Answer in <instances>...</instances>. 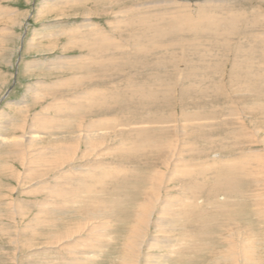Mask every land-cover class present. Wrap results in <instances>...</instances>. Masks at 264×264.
Here are the masks:
<instances>
[{
  "label": "rangeland",
  "instance_id": "1",
  "mask_svg": "<svg viewBox=\"0 0 264 264\" xmlns=\"http://www.w3.org/2000/svg\"><path fill=\"white\" fill-rule=\"evenodd\" d=\"M122 1L112 8L109 6L112 1L108 4L106 0L103 2L108 5L98 4V7L96 0H0V136L12 138L10 146H2L0 140V264H67L70 259L87 256L93 264H120L124 251L121 249L127 241L124 239L130 231L129 222L135 216L130 204L136 210L137 201H143L142 196H138L141 195L139 181L145 183L148 171H151L150 176H155V171L158 174L163 171L166 177L172 172L164 189L166 194L179 198L184 191L180 187L192 184L187 182V177L183 178L191 171L192 162L197 157L199 161L208 160L205 161L208 164L211 161L210 171L204 173L208 176L223 168L222 154L225 158L244 161L245 168L240 165L237 171L245 180L230 178L229 184L221 177L214 191L216 180L211 176L206 183H194L193 191L202 188L192 202L196 206V222L200 221L203 229L193 227L192 235L196 237L192 236V242L183 241L181 262L179 259L178 263L175 259L162 260L166 264H174V261L175 264H223L219 256L223 238L229 237L228 231L239 230L245 237L252 226L261 229L258 237L264 241V217L259 214L260 205L264 204V183H260V175L254 171L258 161L264 164V58L261 56L264 46H258L260 49L253 46L250 51L254 55L247 52L252 46H241L245 45L244 41L253 45L250 39L253 35L264 36V0H224L225 3L211 5L205 4L208 0H173L174 4L172 0ZM196 6H204L207 13L216 7L220 11L233 9L247 14L236 21L238 27L234 29L228 26L233 17L221 20L224 30L216 31L209 23L197 21ZM124 9L126 12L119 13ZM136 11L140 12V17L148 16V12L164 18L155 23L145 22L143 25L149 29V34H143V25L133 20L134 16L138 17ZM251 14L255 16L253 19ZM98 30L106 39H112L98 41ZM98 44H102L104 50ZM135 44L145 49L136 52L132 50ZM235 62L238 66L233 68ZM130 76L140 84L141 96L130 91H134L137 84L128 89ZM85 90L96 93L77 99L76 94ZM127 94L139 103L131 112L142 110L134 114L137 116L135 124L127 127L129 135L123 134L126 127L121 126L126 123L122 109L126 113L129 107L120 109L117 105ZM181 102L190 110L187 114L202 115L198 122L201 130L196 131L204 139L196 147L199 154L192 151L190 140L195 142L194 134L184 144L180 139L175 140L176 125L182 119ZM68 107L73 110H65ZM108 116L114 119V126L110 125L111 129L95 141L94 149L85 147L79 140L74 152L60 153L62 143L77 135L74 130L83 126L85 129L93 118L107 120ZM10 123L14 125L11 130ZM188 129L195 131L193 127ZM132 131L136 132L133 136ZM29 132L37 134L36 141L26 145ZM19 140L23 141L22 147H13ZM162 141L169 142L168 148L178 146L177 156L171 159L173 165L163 163L168 160L169 152L162 153L159 148ZM225 144L234 146L225 149L222 147ZM215 160H219V164ZM134 168L140 175V180H134L139 183L136 185L139 194L128 188L129 175L134 173ZM252 170L253 182L246 178ZM56 176L61 181H54ZM151 178L155 182V177ZM233 186H237L240 193ZM233 188L235 190H229ZM80 189L85 194L79 192V195ZM45 199L50 204L53 201L52 211L44 209L46 213L36 204ZM127 199L135 202L127 203ZM254 203L258 213L243 217L247 213L244 210L247 207L251 210ZM227 205L245 209L233 211L226 209ZM41 209L44 215L40 214ZM226 212L231 214L225 215L227 219L223 216ZM158 218L155 215L153 219ZM164 218L166 221L174 217L168 214ZM159 228L162 231L156 233L151 225L149 237L188 235L169 231L161 224ZM203 234L210 240H200L198 237ZM263 244L261 242L253 252L259 264H264ZM99 245H104L101 256L92 253ZM198 250L201 253L198 254ZM167 252L168 248L151 250L155 254ZM251 260L244 264H252Z\"/></svg>",
  "mask_w": 264,
  "mask_h": 264
},
{
  "label": "bare ground",
  "instance_id": "2",
  "mask_svg": "<svg viewBox=\"0 0 264 264\" xmlns=\"http://www.w3.org/2000/svg\"><path fill=\"white\" fill-rule=\"evenodd\" d=\"M94 1V0H93ZM104 0H96V3L95 4H97L96 5V7H98L99 5L98 4H107V3H105V2H103ZM106 1H108V4H109V2H111L112 1V3L109 5L110 7H112L113 8V6L114 7H116V5H119L121 2L123 3L124 1H122V0H106ZM231 1V0H230ZM92 2V1H91ZM173 4L174 3H176V2H174L173 0L171 1ZM224 2V0H216V1H214V0H212V1H210V0H208L205 4H219V3H223ZM225 3V2H224ZM228 3V2H227ZM107 4V5H108ZM181 4V3H180ZM185 6H187V5H185ZM223 6V5H222ZM228 6V5H227ZM153 7V6H152ZM155 7V6H154ZM119 8V7H118ZM156 9V8H155ZM128 10V9H127ZM196 11H197V14L196 15H198L199 16V18H197V21H199V22H206V24H210L211 26H212V28L213 29H215L216 31H223L224 29L222 28V26H221V20H226L227 18H229V17H233L234 19H232V21H230V24L228 25L229 27H233V29L235 28V27H238L237 25H236V21L237 20H240L241 19V16L243 15H246L245 13H243V14H239L238 13V11H235V10H229V11H227V12H225V11H220L218 8H216V7H214V8H210L209 10H210V12L209 13H207L206 11H208V9H205V7L204 6H196V9H195ZM124 12H126V10L124 9V10H122V11H119V13H124ZM132 12V10H130V13ZM136 12H138V14H136V15H138V17H139V19H137L138 17H135L134 16V23H136L137 25L139 24V25H143L145 22H152V23H155V22H158L159 20H162L164 17H157V14H155L154 16H151V15H149V13L147 12V14H148V16H142V17H140V15H139V11H136ZM221 12V13H220ZM129 13V14H130ZM172 13V12H171ZM145 14V13H144ZM169 14V13H168ZM254 14H251L250 15V18L251 19H253L254 17ZM175 17V16H174ZM173 17V18H174ZM179 17V16H178ZM216 17H218V18H220V21L216 18ZM127 18H129V16H127ZM167 18V17H166ZM171 18V17H170ZM182 18H184L185 20H187L186 19V17L185 16H182ZM238 18V19H237ZM223 21V22H224ZM128 22V21H127ZM249 22H253V21H249ZM237 23H238V21H237ZM254 23V22H253ZM124 24H125V21H124ZM149 25V24H148ZM196 25V24H195ZM251 25V24H250ZM150 26V25H149ZM252 26V25H251ZM196 27H198L197 25H196ZM248 27H250V26H248ZM247 28V27H246ZM4 30H6V28H4ZM245 30H248V29H245ZM253 30V29H252ZM142 33L143 34H149V29H147L146 28V26H142ZM98 33H97V40L98 41H102V42H106V41H108V39H112V37H108V39H106L105 38V34H103V33H101V30H98L97 31ZM151 33H153V31H151ZM102 36H104V37H102ZM146 36V35H145ZM229 37H233V36H229ZM150 38V37H149ZM217 38H220L219 36H217L216 37V40H218ZM234 38V37H233ZM92 39H94V36H93V38ZM250 39H252V41H253V45H251V44H249V42H247V44H246V41H244L245 42V45H241V46H244V47H249V46H252V47H250V49H248V51L247 52H250L251 54H253L254 55V53H253V51H250L251 50V48H253V46L255 47V45H256V47H258V46H264V36H252V37H250ZM145 40H148V39H144L143 41H145ZM231 40V39H230ZM92 41V40H91ZM82 43V45H87L85 42H81ZM238 43H241V41L240 42H238ZM98 46L102 49V50H104L103 49V46H102V44H98ZM147 46H148V44H147ZM145 47V46H144ZM255 47V48H256ZM132 50H134V51H136V52H141V51H143L145 48H143L142 47V45H141V47H139V45L138 44H135L134 46H132ZM261 48V47H260ZM259 47L258 48H256V49H260ZM263 49V48H262ZM261 51V50H260ZM213 52V51H212ZM249 54V53H248ZM252 55V56H253ZM261 56H262V58H264V51L261 53ZM254 57V56H253ZM251 59V58H250ZM253 63V62H252ZM263 63V62H262ZM262 63H260L261 64V66H262ZM250 64H251V62H250ZM235 66H238L237 65V63L235 62V64H233V68H235ZM264 66V65H263ZM236 77H237V75H235ZM129 77V76H128ZM131 77V76H130ZM262 77V76H261ZM235 78V77H234ZM240 79H241V77H239ZM135 81V79H132V77H131V79L129 78V80H128V89L130 88V86L131 85H133L134 83L135 84H137L135 87H134V91H132L131 89H130V91L132 92V93H137L138 95H140L141 96V93H142V91H141V87L139 86L140 84H138V83H136V82H134ZM204 81V80H203ZM234 82V81H233ZM239 82H241V81H239ZM236 84V83H235ZM220 85V84H219ZM129 91V92H130ZM157 91H159V90H157ZM235 92V91H234ZM96 92L95 91H91V90H85V91H83V92H78L77 94H76V96H77V99L78 98H83V97H85V96H87V95H90V94H95ZM162 93V92H161ZM203 93L204 92H202L201 93V95L200 96H203ZM236 93V92H235ZM243 93V92H242ZM137 96V95H136ZM144 96V95H143ZM205 96V95H204ZM180 97H181V94H180ZM121 98L123 99V97L121 96ZM126 98V99H125ZM124 98V100H123V102H122V100H121V104H123L122 106H121V104L119 103V101H118V103H117V105H120V109L121 108H127V107H129V110L126 112V113H124L123 111H125V110H123L122 109V114L124 115V116H126V123H124V124H121V126L123 127V128H125V131L123 132V134L125 133V134H128L129 135V133H130V131H127L126 132V129H128V130H130V128H127V127H131L133 124H135L134 122H135V120L137 119V116L136 115H134L135 113L136 114H138V112L140 111V109H138L137 111H135V112H131V110L133 111L135 108H138L139 107V103L138 102H134V100H133V98H131L130 97V95L129 94H127L126 95V97ZM138 98V97H137ZM203 98V97H202ZM102 99H106V98H102ZM239 99V98H238ZM117 100V99H116ZM115 100V101H116ZM139 100V99H138ZM203 100V99H202ZM181 104H182V109L180 110V113H181V115H180V118H182V119H178L179 120V123L176 125V132H177V135H176V139L175 140H178V139H180V141H183V144L187 141V139H188V141L190 140V138H192V136H193V134H194V136H195V138H196V140H195V142L193 141V140H190L191 142H192V151H194V152H196V153H198L199 154V150H197L196 149V147H197V145H199V142H203L204 141V139H203V137H201V135H200V133H198V132H196L197 131V129H200L199 127H198V122H200L201 121V116L202 115H200L199 116V114H192V112H190L191 114H187L186 112H188V111H190L188 108H187V105H185V104H183V102H181ZM128 105V106H127ZM241 105H243V104H241ZM127 106V107H126ZM143 107H145V106H143ZM257 107V106H256ZM116 108V107H115ZM68 109H71V110H73V107H68L67 109H65V110H68ZM144 109V108H143ZM75 110V109H74ZM113 110H114V108H113ZM117 110H119V109H117ZM186 110V111H185ZM256 110V109H255ZM116 111V110H115ZM120 111V110H119ZM142 111V110H141ZM140 111V112H141ZM229 111V110H228ZM117 112V111H116ZM130 113H132V114H130ZM143 113V112H142ZM147 113H148V110H147ZM179 113V114H180ZM115 114V113H114ZM233 114V113H232ZM229 116L231 115L230 113L228 114ZM5 116V115H4ZM114 116V115H113ZM117 116V115H116ZM226 116V115H225ZM100 117V116H99ZM109 118L107 119V120H105V119H95V118H93L90 122H89V125H88V127H86L85 129H83L84 128V126H83V128H79V129H76V130H74V132H77L76 134V136H74V137H72V138H74V139H72V138H70V139H68V140H71L70 142L67 140V141H65L64 143H62V145H61V150H60V153L62 154V153H64L63 155H67V154H69V151H75V148L77 149V144H78V141L80 140L81 142H84V144L83 145H85V147H87V148H92V149H94L95 147H94V143H95V141H97V140H99V139H101L102 137H103V133H106L107 132V130H109V129H111L110 128V125H112L113 124V120L114 119H112L111 117L112 116H108ZM160 117H162V116H160ZM231 117V116H230ZM97 118V117H96ZM105 118V117H104ZM155 118H157V117H155ZM167 119V118H166ZM42 120H45L44 118H42ZM99 120V121H98ZM105 120V121H104ZM148 120V119H147ZM181 120L183 121V122H181ZM11 121V120H10ZM153 121V120H152ZM163 121V120H162ZM8 122H9V120H8ZM150 122V121H149ZM158 122V121H157ZM12 123H13V121H12ZM11 124V123H10ZM10 124H8L9 125V127H10V130L11 129H13L14 128V125H10ZM176 124V123H175ZM7 125V126H8ZM173 125V124H172ZM6 126V127H7ZM81 126V125H80ZM113 126H114V124H113ZM112 126V127H113ZM120 126V127H121ZM191 127H193V129L195 130V131H189V129L188 128H191ZM33 128V127H32ZM3 129H5L4 127H3ZM173 129V128H172ZM174 129V130H175ZM118 130V129H117ZM201 130V129H200ZM254 130V129H253ZM116 131V130H115ZM137 132L138 131H140V130H136ZM241 131V130H240ZM255 131H257V128L255 129ZM136 132H134V131H132V136L135 134ZM175 133V132H174ZM29 134V137L27 138V140L25 141V144L27 145H29V144H32L33 142H35L36 141V136H37V134L34 136L33 135V132H29L28 133ZM239 135H242V133L240 134V133H238ZM3 135V134H2ZM2 135L0 136V140L2 139ZM250 135V134H249ZM119 137H120V135H119ZM237 137V136H236ZM235 137V140H237V138ZM11 139L12 138H9V137H4L3 139H2V143H1V145L2 146H10L11 144L10 143H12V141H11ZM165 139V138H164ZM202 139V140H201ZM238 139H239V137H238ZM10 141V142H9ZM226 141V140H225ZM22 142L23 141H17V142H14V144L15 145H13V147H15L16 145H17V147L19 146L20 148L22 147ZM162 144H161V146H159V148L161 149V151H162V153L164 154V155H166V153L167 152H169L168 154H169V158H168V160L165 162H163L164 164H168V165H170V163H171V165H173L172 164V158H173V156H177V154H178V146H176L175 144L173 145V147L172 148H168V146H169V142L168 143H165L164 141H162L161 142ZM6 144H8V145H6ZM99 144V143H98ZM97 144V145H98ZM173 144V143H172ZM221 146V145H220ZM231 146H234V145H231V144H225V145H222V147H224L225 149H227V148H230ZM94 147V148H93ZM242 147V146H241ZM17 149V148H16ZM24 149V148H23ZM158 149V148H157ZM234 150V149H233ZM236 150V149H235ZM4 151V150H3ZM68 151V152H67ZM180 151H182V149L180 150ZM244 151V150H243ZM253 151V150H252ZM20 152L22 153V149L20 150ZM50 153H54V151L53 152H49V154ZM201 153V152H200ZM259 154H260V152H258ZM258 153L256 154L257 156H258ZM24 154V153H23ZM231 154V153H230ZM233 154V153H232ZM247 154V153H246ZM248 155V154H247ZM246 155V156H247ZM242 156V155H241ZM249 156V155H248ZM264 156V155H263ZM166 157V156H165ZM217 157V156H216ZM226 157V155H224L223 156V154H222V157L220 156V159H222V161H223V163H221L222 164V166H223V168H220V169H218V170H214V172H212L211 173V175L209 174L208 176H205L204 175V173H207L208 174V169H209V171H210V167H212V166H210V163H211V161H210V163L208 164L207 162H205V161H208V160H204V158H202V160H204V161H199V159H200V157L198 158L197 157V159H195L193 162H192V164H191V171L189 170V172L188 173H185V175L183 176V178H185V177H187V179H189V181H187L188 183H192L189 187H186V188H184L183 186H185V185H182L181 187H180V189L181 190H184L183 191V193L179 196V198H177V197H174V196H170V195H168V194H166V192H165V187H164V185L167 183V181H169V175H173V173L171 172V173H169L168 174V176L166 177L165 176V172H161L160 174H158V172H154V175L155 176H150L149 175V172H151V171H148V175H147V177H146V180H145V183H144V181H143V183H142V181L140 180V175H137L136 174V172L137 171H135L136 169L134 168L133 170L134 171H132V172H134V173H132V174H130L129 175V180H131L130 181V184H129V190L130 189H135L136 190V194L138 193L137 191H138V189L139 188H136V185H138V184H136L135 182H134V180L136 181V180H140L139 182H140V184H139V186H140V189H139V192H141V195H138V196H142L141 198L143 199V201L141 202L140 200V202L138 203V201H137V206H134V207H136V210L135 209H133V205L132 204H130L131 206H132V210L131 211H133V215L135 214V216H134V218H133V220L131 221V222H129L131 225H130V231H129V233L128 234H126V239H124V241H126V244L124 245V246H122V247H124V249H121V251L122 250H124L123 251V254L121 255V258H120V264H140V262L141 261H143L144 262V264H166L165 263V261H163V260H167V259H175V261L177 260V259H179V262H181L180 260H183L182 258H183V254H181L180 253V248H181V246H183V241H186V242H192V236H194V237H196V234L195 235H192V233H193V227H196V228H198V229H200V230H202L203 228V224L201 225L200 224V221H198V223L196 222V216L194 215V209H195V205L193 204V199L196 197V195L201 191V189L202 188H200V190L199 189H197L196 191H193V190H195V187L193 186V184L194 183H197V182H204V183H206V179L207 178H210L209 176H211V178H213L214 180H216V182L215 183H213V189H212V191H214V189H217V187H216V183H217V181H220V179L219 178H221V177H225L226 179V181H223L224 183L226 182V183H229V179L231 178V179H234L235 177H237V179L238 180H236V181H241L242 179H243V176H240L241 174V172L240 171H237L238 170V168H239V166L241 165V166H243L242 165V163L244 162V161H242L241 162V160H235V158H225ZM227 157H228V155H227ZM250 157V156H249ZM213 158V157H212ZM163 159V158H162ZM166 159V158H165ZM211 159V158H210ZM219 159V158H218ZM219 159V160H220ZM259 159V158H258ZM258 159H254V160H258ZM219 160H215V162H217L218 163V161ZM245 160H246V158H245ZM221 161V160H220ZM219 161V162H220ZM200 162V163H199ZM212 162H214V160L212 161ZM259 162L260 161H258L257 163H256V167L254 168V171H257V173L260 175V178H261V182L260 183H264V164H259ZM181 162H179L178 164H180ZM219 164V163H218ZM258 164H259V166H258ZM168 165H166V166H168ZM212 165V164H211ZM216 165V164H215ZM153 166V165H152ZM217 166V165H216ZM246 166H247V164H246ZM218 167V166H217ZM244 167V166H243ZM242 167V168H243ZM247 167H249V166H247ZM253 167H254V165H253ZM55 168V167H54ZM245 168V167H244ZM221 169H223V171H222V173H221ZM131 170V169H130ZM138 170V169H137ZM157 170V169H156ZM241 170V169H240ZM170 171H172L171 169H170ZM249 171V170H248ZM128 173H129V171H128ZM127 172H125V174H128ZM131 173V172H130ZM210 173V172H209ZM206 174V175H207ZM249 174H251V175H248L246 178L248 179V180H251L250 179V176H253V170H252V172H249ZM85 175V174H84ZM88 174H86V176H87ZM94 175V177H96L95 175L96 174H93ZM80 176H83L82 174L80 175ZM86 176H84V177H86ZM89 177H93V176H90V175H88ZM99 176V175H98ZM165 176V177H164ZM65 177V176H64ZM151 177H155V182H154V180L152 181V178ZM83 178V177H82ZM81 178V179H82ZM97 178V177H96ZM99 178V177H98ZM97 178V179H98ZM89 180H88V182L90 181V178H88ZM186 179V178H185ZM60 179H59V177H57L56 176V178H55V180L54 181H59ZM78 180V179H77ZM77 180H75V181H77ZM85 180H87V178L85 179ZM92 181L93 180H95V179H91ZM191 180V181H190ZM243 180H245V178L243 179ZM253 180L254 179H252V182H253ZM61 181V180H60ZM73 180H71V182H72ZM82 182H83V180H81ZM98 181H100V178H99V180ZM97 181V182H98ZM255 181V180H254ZM66 182V181H65ZM70 182V181H69ZM68 182V183H69ZM154 182V183H153ZM222 182V181H221ZM62 183V182H61ZM64 183V182H63ZM77 183H79V182H77ZM86 183V182H85ZM84 183V184H85ZM100 183V182H99ZM80 184V183H79ZM83 184V185H84ZM87 184V183H86ZM230 184V183H229ZM237 186L238 185H240L239 183H235ZM252 184V183H251ZM254 184H256V183H254ZM77 184H75V186H76ZM65 186V185H64ZM69 187H70V185H68ZM84 186H88V185H84ZM138 186V187H139ZM192 186V187H191ZM201 186V185H200ZM231 186V185H230ZM237 186H233L236 190H238L237 192L238 193H240V189H238V187ZM53 187V186H52ZM197 187V186H196ZM202 187V186H201ZM220 187H222V186H220ZM227 187H229V186H227ZM44 189L45 188H47V187H43ZM62 188V187H61ZM66 188V187H65ZM72 188V187H71ZM74 188V187H73ZM75 188H77V187H75ZM212 188V187H211ZM229 189V190H235V189ZM48 189H50V188H48ZM104 189V188H103ZM52 190V189H51ZM53 190H54V188H53ZM56 190V189H55ZM67 190V189H66ZM89 190H90V188H89ZM91 190H93L92 188H91ZM95 190H97V189H95ZM113 190H117V189H113ZM131 190V191H132ZM59 191V190H58ZM68 191V190H67ZM67 191H66V193H67ZM87 191V190H86ZM98 191V190H97ZM97 191H95L96 193H94V194H97ZM103 191V190H102ZM118 191V190H117ZM123 191V190H122ZM130 191V192H131ZM79 192H84V190H81L80 189V191H77V193L79 194ZM109 191H107V193H108ZM113 192H115V191H113ZM125 192V191H124ZM195 193V195H194V193ZM72 193H73V191H72ZM74 193H76V192H74ZM123 193V192H122ZM121 193V194H122ZM132 193V192H131ZM228 193V192H227ZM249 193V192H248ZM55 194H57V193H55ZM68 194V193H67ZM82 194V193H81ZM83 194H85V192L83 193ZM103 194V193H102ZM128 194H130V193H128ZM133 194V196L135 195V193H132ZM139 194V193H138ZM215 193H213L212 195H214ZM250 194V193H249ZM251 194H253V193H251ZM256 194V193H255ZM50 195H52V194H50ZM49 195V196H50ZM62 195H64V194H62ZM75 195V194H74ZM80 195V194H79ZM240 195H242V194H240ZM246 195V194H245ZM70 196H71V194H70ZM73 196V195H72ZM107 196H109V195H107ZM130 196V195H129ZM132 196V195H131ZM185 197L187 200H185L184 198H182V197ZM244 196V195H243ZM254 196V195H253ZM253 196H248L250 199H255L256 197H253ZM125 198L127 197V195L126 196H124ZM264 197V196H263ZM70 198V197H69ZM69 198H66V199H69ZM83 198V197H82ZM247 198V197H246ZM65 199V198H64ZM72 199V198H71ZM80 199V198H79ZM128 199H130L129 197H128ZM128 199H127V203H129L128 202ZM134 199H135V197H134ZM133 199V200H134ZM136 199H138V198H136ZM133 200L130 202V203H132L133 202ZM255 200H257V199H255ZM47 201H49L48 199H45V200H42L41 202H38V203H36L37 205H38V207H40V208H43V210L44 209H46L47 210V208H49L50 210H51V208H50V206H52V202L53 201H51V204L50 203H47ZM94 201V200H93ZM124 201H126V200H124ZM193 201V202H192ZM250 201V200H249ZM67 202H69V201H67ZM72 202V201H71ZM74 202H76V201H74ZM73 202V203H74ZM89 202V201H88ZM135 202V201H134ZM133 202V203H134ZM78 204H79V201H78ZM66 205H68L67 203H66ZM76 205V204H75ZM205 205H207V204H205ZM131 206H129L130 208H131ZM251 206V205H250ZM56 207V206H55ZM95 207V206H94ZM63 208V207H62ZM65 208H67V207H65ZM250 208H252L251 210L249 209V207H247V209L246 210H244L245 211V213L246 214H244V215H242L243 217H245V218H250L252 215H253V213H258V209H257V206H256V204L254 203ZM58 209H60V207L58 208ZM57 209V210H58ZM127 209V208H126ZM168 209V213L166 212L165 213V211ZM217 209V208H216ZM224 209V208H223ZM226 209H233V211L235 210H240V209H245V208H242L241 206H239V205H227L226 206ZM43 210L41 209V211H40V214H42L43 213ZM50 210H47V211H50ZM55 210V209H54ZM54 210H53V212H54ZM61 210V209H60ZM65 209H63V211H64ZM137 212V213H135V211ZM260 211H259V214H261L262 215V217H264V204H263V207L260 205V209H259ZM45 211V210H44ZM52 211V210H51ZM107 211V210H106ZM117 211V210H116ZM39 212V211H38ZM57 212V211H56ZM59 212V211H58ZM118 212V211H117ZM197 211H195V213H196ZM44 213H46V211L44 212ZM44 213H43V215H44ZM49 213V212H48ZM64 213V212H63ZM113 213V212H112ZM115 213V212H114ZM172 213V214H171ZM198 213V212H197ZM116 214V213H115ZM172 215L174 218L172 219V220H166L165 221V218H164V216L165 215ZM235 214V213H234ZM240 215V213H236L235 214V216L236 215ZM93 215H95V214H93ZM158 216L159 218H158V220H154L153 218H154V216ZM197 215V214H196ZM225 215H231V214H228V212H226V214H224L223 216H225ZM38 216V215H37ZM261 217V216H260ZM203 218V217H202ZM228 218V216H225V219H227ZM34 221H35V219H34ZM231 221H233L232 220V218H231ZM231 221H229V222H231ZM260 221H262V220H260ZM37 222V221H36ZM42 222V221H41ZM82 222V221H81ZM88 222V221H87ZM208 222V221H207ZM40 223V222H39ZM44 223V222H43ZM159 224H161V225H163V226H166V227H168L169 228V231H179V232H182V233H188V235L186 234L185 236H188L187 238H185V236H183V237H176V238H169V237H165V235L163 236V237H158V236H153V237H149V230H150V227H151V225H152V228L154 229V231H156V233L157 232H161L162 231V229H160L159 228ZM205 224V223H204ZM207 224V223H206ZM235 224H237V223H235ZM234 224V225H235ZM258 224V223H257ZM92 225V224H91ZM240 225V224H239ZM107 226V225H106ZM108 226H110V225H108ZM177 226H180V228L181 229H179V230H177ZM108 228V227H107ZM164 228V227H163ZM1 229V228H0ZM225 231H228V230H226V229H224ZM248 232H247V234L245 235V237H243L242 236V233H241V231H228V233H229V237L228 238H223V240H222V245H221V247H222V249H221V254H220V252L218 253V254H220V256H219V258L222 260V263L223 264H244V262H246V261H248V259H252L251 260V263L252 264H259V260H257L258 258L253 254V252H255L254 251V249L255 248H257L256 246H259V245H261V242H264V241H262L263 239H261L260 237H258L260 234V231H261V229H256V227H254V226H252V228L250 227V228H248ZM263 230V229H262ZM107 231V230H106ZM185 231V232H184ZM195 231H197V230H195ZM220 232H221V230H220ZM99 233V232H98ZM189 233L191 234L190 236H189ZM104 234V233H103ZM102 234V235H103ZM166 234V233H165ZM110 236V235H109ZM162 236V235H161ZM255 236H257V237H255ZM105 237V236H104ZM264 237V236H263ZM100 238V237H99ZM160 238H162V239H160ZM200 240H205L206 238H207V236L206 235H202L201 237H198ZM208 240H210L209 238H207ZM86 240V239H85ZM207 240V241H208ZM215 240V239H214ZM123 241V242H124ZM162 243H161V242ZM221 242V241H220ZM199 243H201V242H199ZM203 245H205V244H203ZM264 245V244H263ZM262 245V246H263ZM104 246V245H103ZM103 246H101V245H99V246H96V248H95V250H93V252L92 253H94L95 255H100V252L102 253V249L104 248ZM121 248V247H120ZM155 248H168V252H167V254H155V253H151V250L152 249H155ZM210 248H212V247H210ZM143 249H144V251H143ZM102 250V251H101ZM200 250V249H199ZM198 250V254L199 253H201V251H199ZM119 252H120V250H119ZM122 253V252H121ZM121 253H119V254H121ZM87 254V253H86ZM82 255V254H81ZM87 255H89L90 256V254H87ZM216 255V254H215ZM93 256V255H92ZM97 256V257H98ZM101 256V255H100ZM207 256V255H206ZM88 257V256H87ZM85 258V257H82L81 259H78V260H74V259H70V261H68V263L69 264H93V260H91V259H88V258ZM116 257V256H115ZM165 257V258H164ZM182 257V258H181ZM117 258V257H116ZM256 258V259H255ZM163 259V260H162ZM257 260V261H256ZM262 260V259H261ZM175 261H174V264H175ZM67 263V264H68ZM176 263H178V261H176ZM209 264V263H208ZM213 264V263H212ZM221 264V263H220ZM247 264H249V262L247 263Z\"/></svg>",
  "mask_w": 264,
  "mask_h": 264
},
{
  "label": "water",
  "instance_id": "3",
  "mask_svg": "<svg viewBox=\"0 0 264 264\" xmlns=\"http://www.w3.org/2000/svg\"><path fill=\"white\" fill-rule=\"evenodd\" d=\"M181 1H187V2H197V1H201V0H181Z\"/></svg>",
  "mask_w": 264,
  "mask_h": 264
}]
</instances>
